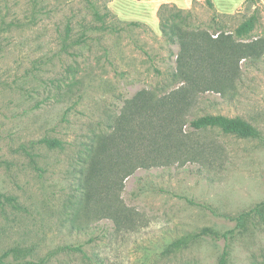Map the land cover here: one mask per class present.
Segmentation results:
<instances>
[{
	"label": "rangeland",
	"instance_id": "obj_1",
	"mask_svg": "<svg viewBox=\"0 0 264 264\" xmlns=\"http://www.w3.org/2000/svg\"><path fill=\"white\" fill-rule=\"evenodd\" d=\"M27 3L49 13L0 18V264H264V4L166 3L157 28L110 0L0 9Z\"/></svg>",
	"mask_w": 264,
	"mask_h": 264
},
{
	"label": "trees",
	"instance_id": "obj_2",
	"mask_svg": "<svg viewBox=\"0 0 264 264\" xmlns=\"http://www.w3.org/2000/svg\"><path fill=\"white\" fill-rule=\"evenodd\" d=\"M35 1V0H34ZM211 7L214 8L211 0H207ZM17 4V3H16ZM48 7L45 5H30L26 4L24 6V17L22 18L17 14L16 7L10 4H6L4 9H0V18L2 25H6L4 27L5 31H9L6 27L10 28L11 26L22 22L23 20L27 21H35L41 16H45L48 14ZM22 18V19H21ZM42 18V17H41ZM255 54V53H253ZM190 125L195 130H201L204 128H213L220 127L227 134H235L243 138L257 137L259 136V132L257 129L252 126L247 121L240 118H232L223 114H208L197 119H194L190 122ZM41 143L47 144L50 148H63L62 141L58 139L51 138H43L40 140ZM87 162L88 169L87 173L84 176V186L91 184L94 181L95 176L98 174V154L97 152H93V148H90L89 158L85 161ZM91 192L86 191L85 196L81 200V203L85 200L87 203L91 200ZM239 224L245 222V218L243 216L238 217ZM220 264H228V255L227 251H225L221 257Z\"/></svg>",
	"mask_w": 264,
	"mask_h": 264
},
{
	"label": "crops",
	"instance_id": "obj_3",
	"mask_svg": "<svg viewBox=\"0 0 264 264\" xmlns=\"http://www.w3.org/2000/svg\"><path fill=\"white\" fill-rule=\"evenodd\" d=\"M195 0H110V7L122 18L146 23L157 28L160 23L159 10L163 4L171 3L183 9L192 8ZM247 0H211L219 14H236ZM264 4V0H260Z\"/></svg>",
	"mask_w": 264,
	"mask_h": 264
}]
</instances>
